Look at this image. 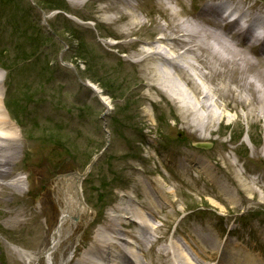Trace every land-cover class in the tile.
Segmentation results:
<instances>
[{"label": "rangeland", "instance_id": "1", "mask_svg": "<svg viewBox=\"0 0 264 264\" xmlns=\"http://www.w3.org/2000/svg\"><path fill=\"white\" fill-rule=\"evenodd\" d=\"M200 1L185 0L184 6L197 14ZM257 5V9L264 8V1ZM58 7L64 11H54ZM91 12L90 6L76 7L69 0H0V78L5 79L0 93L21 142L29 144L19 159L18 171H23H17L25 179L23 190L17 194L18 201L8 196L4 202L25 201L28 206L31 199L39 208L48 193L40 218L42 228L49 230L59 223L56 215L60 211L58 198L48 191L50 185L75 173L84 174L102 154L80 182L92 211L88 218L71 221L70 227L77 228L63 247V252L68 251L63 264L78 260L94 238L97 220L106 225L116 205L139 202L145 209L148 202L139 191L145 181L162 193L158 201L163 213L156 222L152 220L160 227V246L176 239L185 254L186 244L200 245L198 235L212 234L217 246L221 240L230 243L233 255L239 257V252L245 261L259 258L264 262V179L258 178L264 177V153L260 156L253 146L241 144L242 139L251 142L249 134H253L252 142L264 140V119L251 116L246 120L248 111L240 107L232 113L233 117L237 113L238 122L230 127L219 124L212 139L198 140L180 120L181 104L166 93L151 90L150 85L161 84L160 79L149 72V64L140 62V51L161 35L140 32L128 38L119 31L120 23L115 27L118 31H112L87 18ZM178 82L196 100L185 82ZM87 85L103 91L107 105ZM199 113L204 114L201 109ZM211 140L210 150L196 147ZM220 142L226 144L215 155ZM217 163L223 166L222 173ZM228 166L235 174L257 182L254 195L244 193L249 199L226 174ZM225 189L232 192L234 202L228 200ZM120 216L119 220L130 224L129 218ZM128 224L123 229L134 234L135 227ZM5 235L0 234L2 251L16 246ZM24 246L15 248L34 253ZM145 255L142 259L149 262ZM39 257L35 261L40 262ZM217 260L223 263L221 257Z\"/></svg>", "mask_w": 264, "mask_h": 264}, {"label": "bare ground", "instance_id": "2", "mask_svg": "<svg viewBox=\"0 0 264 264\" xmlns=\"http://www.w3.org/2000/svg\"><path fill=\"white\" fill-rule=\"evenodd\" d=\"M69 1L76 7L90 6L92 12L87 18L97 21V24L112 28V31H118L115 27L120 23L119 31L125 37L129 38L140 32L150 34L157 32L161 35L148 43V48L145 47L140 51V62L149 64L151 66L149 72L154 74L156 79H160L161 84L150 85L151 90L156 89V91L166 93L173 101L181 104L180 108L184 112L181 117L183 119L180 120L188 127L190 135L198 137V140L205 142L212 139L211 136L216 132L214 127L219 124L225 125L226 123L230 127L238 122L237 113L234 117L232 113L237 112L240 107L248 111L246 120L251 116L259 117L260 121L264 119V36L256 33L258 25L264 29V8L257 9V4L264 0H237L235 10L228 16L222 15L218 7L213 8L204 4L207 0L200 1L202 8L199 14H192L190 10H186L185 0ZM252 1L256 4L253 5ZM153 13H156L163 21H160V18L151 17ZM236 13L240 20L249 19L257 27L254 29V26H249L241 32H236V22L228 20L232 14ZM178 79L185 82L196 100L192 101L190 93L181 86ZM4 82L5 79L0 80V87ZM99 96L107 104L108 100L103 95ZM4 98L5 96L0 93V219L5 221V223L0 222V234L1 236L6 234L4 237L7 240H5L17 247L27 245L24 248L33 250L34 253L18 251L16 246H13L14 248L5 247L6 251L0 250V264H32L34 262H36L34 264H63L62 261L68 253V251L63 252V247L71 242V234L77 228L70 227L71 221L73 218L82 219L89 216L90 209L85 205L82 194H80V183L76 178L78 176H72L67 180L61 178L57 180V183L50 185L51 192L58 198L60 211L56 215L59 217V223H53L49 230L42 228L40 218L44 214L43 206L49 201L48 193L41 199L39 208L33 206L31 199L28 206L25 201L22 204L16 201L4 202V198L8 196L15 197L18 201L17 194L23 190L22 185L25 179L22 178L23 175H18L23 171H18L20 169L18 164L21 153L29 145L21 142L17 125L12 122L5 106H1ZM200 109L204 114L199 113ZM189 131L186 133L189 134ZM252 136L253 134H249L251 142L242 139L241 144L253 146L254 152L262 156L264 140L252 142ZM210 142L212 144V140ZM222 143L226 144L220 142L218 144L220 149L213 151L215 155H220L224 147ZM230 149L234 150V147L231 146ZM204 169L208 175V169L203 167ZM216 169L222 173L223 166L220 167L217 163ZM226 174L235 180L236 189L244 197H246L244 193L255 194L254 187L257 183L255 179L248 180L243 174H240L242 176L240 177L229 166ZM258 178L264 179L263 176H258ZM140 184L142 188H139V191H143L141 193L148 202V205L145 202V209L139 202L141 213L134 208V204L130 203L129 207L126 206L122 211L118 206L114 207L110 212L108 223L99 224L101 228L93 233L94 238L86 246L89 248L82 251V255L86 252L91 255L95 254L97 264H115L118 260L120 264H135V261H140V254L138 255L136 250L138 248L142 253L146 248L143 241L139 239L140 232L137 235L121 232V234H128L132 239L121 243L118 233L121 231L120 227L124 226L123 224L127 225L128 222L114 223L115 219H118L115 214L120 213L124 215L125 220L129 217H137L138 223L144 224L141 225L143 228L141 231L146 236L145 232L150 226L151 229L156 228L151 225L150 216L158 218L157 215L162 214L163 209L155 201L162 193L159 190L154 191L150 181ZM224 194L231 203L235 201L228 193L224 192ZM132 224L138 227L134 221ZM9 229L14 231L10 233ZM156 231H160V228L157 227ZM146 236L145 241L150 243V239L148 240ZM209 236L213 237L212 234ZM210 238L207 236L200 238L202 242L207 243L203 249L199 245L193 246L194 248L200 247L199 252L192 248L196 256L205 257L207 261L214 260L219 253L217 245ZM219 246L224 249L228 245L225 242L224 247L221 243ZM176 249L172 252L163 249L155 255L152 248L150 252L153 256L150 264H157L155 257L161 264H181V257L185 254L178 246ZM231 252L228 250L229 257L226 251L223 255V258L231 264L264 263L259 258L256 261H245L240 258L242 256L245 258L242 253L238 252L239 257L237 258L235 257L237 254L232 255ZM62 255L64 256L61 257ZM82 255H78L77 261L67 260L64 264L94 263L93 260ZM37 256H41L39 257L40 262L35 261ZM187 261L188 264H195L190 259ZM225 262L224 264H227Z\"/></svg>", "mask_w": 264, "mask_h": 264}, {"label": "water", "instance_id": "3", "mask_svg": "<svg viewBox=\"0 0 264 264\" xmlns=\"http://www.w3.org/2000/svg\"><path fill=\"white\" fill-rule=\"evenodd\" d=\"M94 164V163H93Z\"/></svg>", "mask_w": 264, "mask_h": 264}]
</instances>
